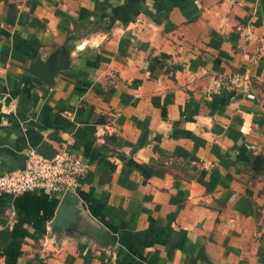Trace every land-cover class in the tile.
<instances>
[{"label": "crops", "instance_id": "1", "mask_svg": "<svg viewBox=\"0 0 264 264\" xmlns=\"http://www.w3.org/2000/svg\"><path fill=\"white\" fill-rule=\"evenodd\" d=\"M63 144L76 223L0 191V264H264V0H0V171Z\"/></svg>", "mask_w": 264, "mask_h": 264}, {"label": "built area", "instance_id": "2", "mask_svg": "<svg viewBox=\"0 0 264 264\" xmlns=\"http://www.w3.org/2000/svg\"><path fill=\"white\" fill-rule=\"evenodd\" d=\"M240 32L246 40L254 38L248 25L240 27ZM255 49L259 51V47ZM226 81L247 96H252L248 90L249 76L246 72L235 71L226 77ZM201 164L204 168H209L212 161L203 159ZM88 168L89 163L75 156L64 144L49 156L34 148H27L21 167L0 171V191L10 194L24 191L62 194L68 188L74 190L79 178Z\"/></svg>", "mask_w": 264, "mask_h": 264}, {"label": "water", "instance_id": "3", "mask_svg": "<svg viewBox=\"0 0 264 264\" xmlns=\"http://www.w3.org/2000/svg\"><path fill=\"white\" fill-rule=\"evenodd\" d=\"M65 57V50L61 48L55 58L49 56L45 60L39 59L28 70L44 82H51L56 71L65 65ZM255 161H258V156L253 158L252 162ZM77 202L78 196L73 189L68 188L61 194L54 216L48 225L51 234L60 231L61 228L66 230L76 223L80 210Z\"/></svg>", "mask_w": 264, "mask_h": 264}]
</instances>
